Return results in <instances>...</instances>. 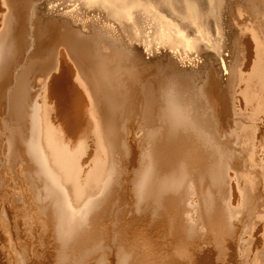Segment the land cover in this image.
Wrapping results in <instances>:
<instances>
[{"label":"bare ground","instance_id":"1","mask_svg":"<svg viewBox=\"0 0 264 264\" xmlns=\"http://www.w3.org/2000/svg\"><path fill=\"white\" fill-rule=\"evenodd\" d=\"M64 1L0 0V264H264V0L176 36L155 0ZM138 10L203 48L145 56Z\"/></svg>","mask_w":264,"mask_h":264},{"label":"rangeland","instance_id":"2","mask_svg":"<svg viewBox=\"0 0 264 264\" xmlns=\"http://www.w3.org/2000/svg\"><path fill=\"white\" fill-rule=\"evenodd\" d=\"M46 2L48 1V0H45ZM45 1H43L42 0V2L44 3ZM49 1H52V0H49ZM135 1V0H134ZM137 1V0H136ZM138 1H142V2H144V0H138ZM177 1V4L175 3ZM196 1H198V0H155V1H153L152 3H153V7H151V9L152 10H155V11H157V10H159V12H161L162 14H164L165 16V20H168L169 22H171V23H173V26H174V29L171 31V34H173V36H176V32L175 31H177V30H179V32L181 31V32H184L185 33V30H186V32H189V27H187L189 24H187V23H185V22H183L182 21V19H181V17H182V15L185 13V12H187V9H181V8H183L184 7V5H190L191 7H195V6H199V3H200V1H198V2H196ZM212 2H210V6L212 5L211 3H214V2H216V1H214V0H211ZM220 1V2H219ZM226 2V4L224 3V2ZM46 2L44 3V5H46ZM202 2H204L203 0L201 1V3ZM218 2V3H217ZM217 4H216V13H215V15H216V17L219 19V21H220V25H221V28H222V26H223V28L226 26V22L224 21V16H226L227 15V13L228 12H226L227 11V9H223V8H226L227 7V5H228V3H229V1L228 0H217ZM60 3H62V4H60ZM178 3H180L179 5H178ZM53 4L55 5H53L54 6V8L53 9H56V8H63L65 5H66V3H65V1L64 0H53ZM171 4V5H170ZM182 4V5H181ZM43 5V6H44ZM57 5H58V7H57ZM170 5V6H169ZM177 5L178 6H181L180 7V10H179V8L177 7ZM220 5H221V8H220ZM48 6H52V3L50 4V5H48ZM63 6V7H62ZM169 6V8L170 7H172L171 9H173L174 8V10H172V11H168V12H166L165 10H163V8H167ZM175 6V7H174ZM214 6H215V3H214V5H213V8H214ZM223 7V8H222ZM79 11H80V17H84L85 15H89V12L87 13L86 11H85V9L84 8H79ZM83 11V12H82ZM183 11V12H182ZM204 11V10H203ZM203 11H199L200 13L201 12H203ZM218 11V12H217ZM225 13H224V12ZM175 12V13H174ZM179 12H181V13H179ZM224 13V14H222V13ZM172 13H174V15L172 14ZM202 14V13H201ZM171 16L173 17V18H171ZM178 16V17H177ZM179 16H180V18H179ZM103 17V18H102ZM221 17H223V19L221 18ZM94 18H96V19H98L99 21H101V20H103L104 19V16H103V14H102V12H100L99 14H96V15H94ZM179 20H178V19ZM135 19L138 21L137 22V24H138V26H137V29H132L131 30V42L132 43H137L139 46H140V48H142V50H144V55L145 56H147L148 55V57L150 56V54L153 52V51H157V53H165L166 55L168 54L169 56H171V54L172 55H174V57H182L184 54L186 55V54H189V52H190V54H191V52H193L192 54L194 55V56H196V54H198V49H202L203 48V46H202V42L201 43H195L196 45H195V48H193V49H190L189 50V52L188 53H186L187 52V50L189 49V47H185L184 46V44H183V42H177V40L175 41L174 39H170V40H167L166 38H159V37H157V34L155 33V29L153 28L154 27V24L156 23V17H154L153 16V14L152 13H148V12H143V11H141V10H138L137 12H135ZM180 21L183 23H180ZM222 21V22H221ZM112 22H115L114 21V19L112 20ZM180 23V25L183 27V30H182V27L180 26V28H179V23ZM79 23H81V21L79 20V21H77V24H79ZM221 23H223V24H221ZM225 23V24H224ZM115 24H116V22H115ZM128 24V23H127ZM186 25V26H185ZM225 25V26H224ZM186 28V29H185ZM176 29V30H175ZM187 29H188V31H187ZM216 31V30H215ZM224 31V30H223ZM122 34H124V32L125 31H120ZM213 33H214V31H212ZM118 33H119V31H118ZM164 33V32H163ZM218 33V32H217ZM215 34V36L216 37H219V45H216L217 47H220L221 48V42H222V40H223V38L222 37H225L223 34H222V31H221V34L222 35H220L219 33L218 34ZM27 36V35H26ZM25 36V38H26V42H27V45L28 44H31V42L32 41H30L31 39L29 38V36H27L26 37ZM155 37V38H154ZM159 38V39H158ZM28 40V41H27ZM163 40V41H162ZM165 42V43H164ZM216 42V43H217ZM170 45H169V44ZM153 44V45H152ZM199 44L201 45V46H199ZM154 45H156V46H154ZM164 45V46H163ZM167 47H166V46ZM169 45V46H168ZM215 46V47H216ZM151 47V48H150ZM155 47V48H154ZM217 47H216V49H217ZM163 48V49H162ZM168 50H167V49ZM172 48V49H171ZM179 48H181V49H179ZM219 48V49H220ZM145 49H146V51H145ZM157 49V50H156ZM148 50H150V51H148ZM153 50V51H152ZM163 50H165V51H163ZM172 50H173V52H172ZM192 50V51H191ZM197 50V51H196ZM218 50V49H217ZM171 51V52H170ZM151 52V53H150ZM167 52V53H166ZM175 52V53H174ZM177 52V53H176ZM181 52H183L182 54H181ZM153 54V53H152ZM151 54V55H152ZM178 56H177V55ZM192 55V56H193ZM197 58V57H196Z\"/></svg>","mask_w":264,"mask_h":264}]
</instances>
